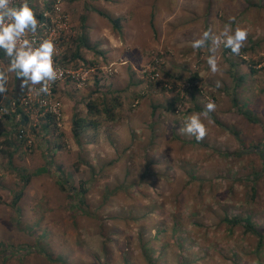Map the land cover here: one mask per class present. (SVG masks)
<instances>
[{"label":"rangeland","instance_id":"obj_1","mask_svg":"<svg viewBox=\"0 0 264 264\" xmlns=\"http://www.w3.org/2000/svg\"><path fill=\"white\" fill-rule=\"evenodd\" d=\"M33 5L56 41L63 74L49 88L60 116L0 122V264H264V242L259 250V239L223 223L251 215L264 232V0ZM226 25L248 37L239 54L216 48L213 73L211 40L191 44ZM27 92L9 73L5 102ZM209 102L197 142L179 129ZM89 105L100 126L76 139ZM74 194L86 214L71 210ZM20 246L26 254L9 255Z\"/></svg>","mask_w":264,"mask_h":264},{"label":"clouds","instance_id":"obj_2","mask_svg":"<svg viewBox=\"0 0 264 264\" xmlns=\"http://www.w3.org/2000/svg\"><path fill=\"white\" fill-rule=\"evenodd\" d=\"M33 0H23L20 4H13L11 0H0V50L9 58L7 67H0V94L7 91L9 73H14L20 81L21 90L27 88L32 91L39 85V91L48 94L49 85L55 82L60 74L54 57L56 45L51 37L44 38L38 35L39 20L37 18ZM46 15V13H45ZM30 34V35H29ZM248 37L246 28L236 27L231 30L226 25L219 34H214L209 28L195 39L191 47L202 49L208 46L211 40L212 53L207 58L210 70L218 71L216 48L221 44L231 49L233 54H239ZM219 82L217 87H219ZM216 104L209 102L203 112L190 114L183 122L179 131L195 137L196 141H202L207 135V126L202 116H207L214 111Z\"/></svg>","mask_w":264,"mask_h":264},{"label":"trees","instance_id":"obj_3","mask_svg":"<svg viewBox=\"0 0 264 264\" xmlns=\"http://www.w3.org/2000/svg\"><path fill=\"white\" fill-rule=\"evenodd\" d=\"M82 41H83L82 44H85L86 43V38L83 37ZM2 54L4 55L3 51H2ZM235 80H236L237 83H240V82L244 81V79H239V78H235ZM242 108H245V105ZM242 110L243 109H241L239 112H241L243 115H245L252 122L255 121L254 119H252L251 113L249 111H242ZM18 112L21 113L22 115L25 114V111H23V110H19ZM98 116H100V112L98 110H96V108H93V107H91L89 105V113L87 112V119L86 118H80L79 123H76V126H75L74 131H73L74 137L76 139H80L81 133L84 131V129L86 127L94 128L95 130L98 129L100 124L95 120V119L98 118ZM94 117H96V118L94 119ZM7 119L10 120V119H12V117L11 116H7ZM27 120H29V119H26V121ZM17 140H18V138H17ZM22 141H24V139H22ZM5 143L8 146H11V147L15 145L14 140H12V139H8V141H6ZM259 154L261 155V159L264 162V153L263 154L259 153ZM45 171H47V169L40 170L37 173H35V176H41V174L43 172H45ZM263 174H264V169L260 172V175H263ZM31 177L32 176L24 177L23 180L25 182H27L26 185H28L29 181L31 180L30 179ZM251 191H252L253 199L254 200L257 199L259 197V195H260V187H259L258 182H255L252 185ZM74 195H75V199L73 197L70 198L68 204H69L71 210H74L75 214H82V213H84L83 208H82L83 205H84V201L82 200L80 203L79 202L75 203L76 202L75 200H77L78 194L77 195L74 194ZM22 197H23V194L20 193L16 197V200L14 201V204L17 205L18 202H20V200L22 199ZM181 210H182L181 205H179L177 210H176V213H175L176 215L174 216V218H176L179 215ZM84 214H86V213H84ZM223 223L227 226L228 231L231 232V233H233L236 228L241 227V228L244 229L245 233L251 234L252 236H254L257 239H259V250H262L263 242H264V232L256 225V223H255V221L253 219V216L247 215L245 217L232 218V217L226 215L225 219H223ZM148 243L151 244V242H148ZM24 248L25 247H22V246H20L18 248L11 247L10 251H9V255L13 254V253H18V254H21V255L23 254L24 255V254H26V249H24ZM39 249H40V246H39ZM7 256H8V254L5 255L6 258H7Z\"/></svg>","mask_w":264,"mask_h":264},{"label":"built area","instance_id":"obj_4","mask_svg":"<svg viewBox=\"0 0 264 264\" xmlns=\"http://www.w3.org/2000/svg\"><path fill=\"white\" fill-rule=\"evenodd\" d=\"M13 4H20V0H11ZM43 16V15H42ZM50 18L45 16L40 18L39 22V28H38V35L40 37L48 38L53 37L54 34L51 32L48 34V27L46 25V21ZM42 21V22H41ZM30 35V34H29ZM55 41L54 38H52ZM3 50H0V67H6L5 62L9 61V58L4 56L2 54ZM58 55L56 53L54 60L56 65L58 66ZM62 71H60V74L58 78L62 75ZM7 91H8V83L6 85ZM6 91V92H7ZM6 92L3 94H0V122L1 121H9L11 124L13 123L15 118L21 119V117H24L26 119H35V117L46 116V113H51L54 116H60L58 114L60 112L61 104L54 99L51 98V91H49V97L50 99H47L44 95L45 93H42L39 91V85L35 86V88L31 92L25 93V95L21 96V98H11L10 102H5L7 96ZM19 110L25 111V114L22 115L19 113ZM7 116H11L12 119H7ZM24 120V121H25ZM24 136L20 134V138H23Z\"/></svg>","mask_w":264,"mask_h":264}]
</instances>
